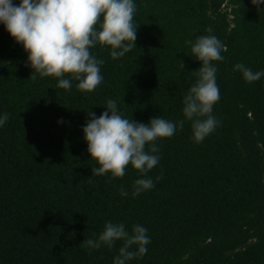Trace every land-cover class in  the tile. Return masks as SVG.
<instances>
[{"label": "trees", "instance_id": "16d2710c", "mask_svg": "<svg viewBox=\"0 0 264 264\" xmlns=\"http://www.w3.org/2000/svg\"><path fill=\"white\" fill-rule=\"evenodd\" d=\"M136 47L102 58L92 92L29 79L26 53L0 25V264H112L122 241L91 249L105 222L141 224L151 239L130 264H264V78L247 83L234 65L264 70V4L251 0H136ZM217 36V129L202 143L190 122L157 141L155 187L132 196L138 170L92 174L82 126L115 99L125 118H182V99L200 62L185 42ZM183 65V66H182ZM63 120L59 124V120ZM147 150V148H146ZM161 179L156 181V177ZM121 186L129 192L120 195ZM95 234V235H94Z\"/></svg>", "mask_w": 264, "mask_h": 264}, {"label": "clouds", "instance_id": "9594fccd", "mask_svg": "<svg viewBox=\"0 0 264 264\" xmlns=\"http://www.w3.org/2000/svg\"><path fill=\"white\" fill-rule=\"evenodd\" d=\"M251 2L256 6L264 4V0ZM136 12V0H0V25L26 53L25 66L32 70L29 79L53 77L57 79L56 86L64 90H71L75 81L77 90L88 93L104 79L101 66L105 60L97 58L91 49L97 45L109 47L112 59L124 57L136 47ZM206 31L209 34L185 42L200 67L183 96L181 119L153 116L147 123L136 122L125 118L115 99L107 100L99 116L87 111L81 131L89 159L95 161L92 174L110 173L111 178H119L131 165L140 174L131 193L138 196L155 187L148 173L161 158L158 140L173 137L186 122H190L195 143H202L217 129L220 121L212 114L220 99L215 62L224 59L226 46L211 34V28ZM233 70L240 72L247 83L264 78V70L254 72L243 63L235 64ZM8 120L7 112L0 113V128ZM120 195L127 197L129 192L121 186ZM117 241H122V246L112 264H130L147 253L151 239L141 224L133 225L129 231L123 222L107 221L97 238L83 243L100 249L112 248Z\"/></svg>", "mask_w": 264, "mask_h": 264}]
</instances>
